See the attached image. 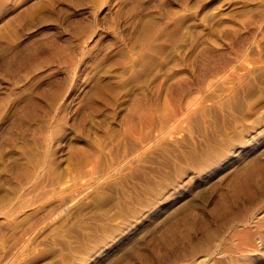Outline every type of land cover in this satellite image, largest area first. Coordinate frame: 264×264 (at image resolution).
Listing matches in <instances>:
<instances>
[{
  "label": "rangeland",
  "instance_id": "1",
  "mask_svg": "<svg viewBox=\"0 0 264 264\" xmlns=\"http://www.w3.org/2000/svg\"><path fill=\"white\" fill-rule=\"evenodd\" d=\"M243 230L264 0H0V264H264Z\"/></svg>",
  "mask_w": 264,
  "mask_h": 264
},
{
  "label": "bare ground",
  "instance_id": "2",
  "mask_svg": "<svg viewBox=\"0 0 264 264\" xmlns=\"http://www.w3.org/2000/svg\"><path fill=\"white\" fill-rule=\"evenodd\" d=\"M252 226V225H251ZM255 226V225H254ZM249 227V226H248ZM261 228V227H260ZM248 230H249V228H248ZM253 230V229H252ZM254 231V230H253ZM237 232V231H236ZM235 232V233H236ZM243 232V234L240 236V234H236V235H233V237L235 238L234 240H236V246H235V249L234 250H232V247L230 248L232 251H230V252H233V251H236V250H238L239 251V254H240V252L242 253H244L245 254V252H249L250 250H252L253 248H255L256 247V249L257 248H260V253H262V255L264 254V240L262 239V235H260V234H258V233H256V232H249V231H247V230H243L242 231ZM240 233V232H239ZM255 240L256 241H259V243L258 244H256L257 242H255ZM220 244V243H219ZM233 244V243H232ZM221 245H222V243H221ZM225 245V244H224ZM231 245V244H230ZM219 246V245H218ZM217 246V247H218ZM220 247V246H219ZM222 247V246H221ZM224 247V246H223ZM227 247V246H226ZM234 248V247H233ZM215 249V248H214ZM217 249V248H216ZM215 249V250H216ZM224 249V248H223ZM220 251H222L221 249H219ZM259 250V249H258ZM218 251V250H217ZM224 251V250H223ZM226 251H227V249H226ZM252 251H254V250H252ZM212 252V251H211ZM229 252V251H228ZM255 252H257V251H255ZM254 252V253H255ZM221 253H223V252H221ZM226 255H227V253L226 252H224ZM223 253V254H224ZM236 252H233L232 254L234 255ZM252 253V252H251ZM251 253H248V254H251ZM253 253V254H254ZM212 254V253H211ZM220 254V253H219ZM243 254V255H244ZM218 255V254H217ZM242 255V254H241ZM206 257H207V260H211L210 259V257H209V254L208 255H205ZM225 256V255H224ZM236 256V255H235ZM247 256V255H246ZM220 257H222V256H220ZM240 257V256H239ZM242 257H244L243 258V262L244 263H241V264H259V262H258V260H255L254 261V263H253V260L251 261L249 258L250 257H245V256H242ZM241 257V258H242ZM256 257V256H255ZM254 257V258H255ZM217 258H219V257H217ZM253 258V257H252ZM253 258V259H254ZM258 258V257H257ZM256 258V259H257ZM261 258V257H260ZM234 258H233V256L231 255V253L229 254V255H227V256H225V257H223V258H219V259H217V260H215V262H212L211 264H240V263H237L236 262V260L234 261L233 260ZM238 259V258H237ZM238 261H240V260H238ZM242 261V260H241Z\"/></svg>",
  "mask_w": 264,
  "mask_h": 264
}]
</instances>
